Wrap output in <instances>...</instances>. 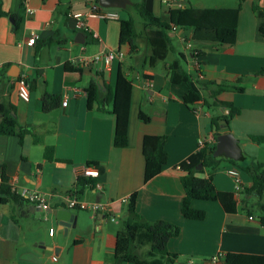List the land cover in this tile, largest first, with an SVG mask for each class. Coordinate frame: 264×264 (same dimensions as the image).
Returning a JSON list of instances; mask_svg holds the SVG:
<instances>
[{
  "label": "crops",
  "instance_id": "1",
  "mask_svg": "<svg viewBox=\"0 0 264 264\" xmlns=\"http://www.w3.org/2000/svg\"><path fill=\"white\" fill-rule=\"evenodd\" d=\"M0 3L10 13L0 15V120L8 110L20 126L30 130L21 140L17 135L0 134V171L17 193L21 195L25 189L38 192L51 209L41 210L27 200L0 203V264L111 263L116 232L123 227L127 199L134 191L136 210L145 220L162 219L180 227V233L167 242L168 250L178 254L176 264H220L211 260L217 253L264 254V226L256 213L241 209V203L236 211L227 212L218 201L194 200L192 205L205 211L203 219H188L180 213L184 194L180 176L185 173L180 162L197 152L200 139L215 143V133L209 126L210 110L203 100L186 105L172 93L166 80L168 62L181 53L182 66L198 86H203L204 95L210 87L207 83L242 86L240 92L223 90L217 94L220 100L240 109L226 131L237 138L240 159L264 162L259 151L264 150V142L249 138L252 134L264 135V72L260 71L264 67V39L258 35L259 20L253 11V5L261 6L264 0H241L233 44L194 42L191 27H174L168 45L163 40L145 42L138 38L131 53L127 45L119 47V12L99 7L96 12H113L116 16H96L94 0H23L19 33L13 29L11 14L21 12V0ZM237 3L186 0V4L197 7H233ZM168 11L159 0H153L155 15L167 19ZM76 13L85 22L81 28L76 27ZM77 32L82 34L76 38L80 42L75 40ZM32 34L37 37L29 43L27 38ZM186 41L198 50V56L192 57ZM104 49L120 50L123 58H115L107 69L99 62L82 63L83 57ZM194 60L200 63L199 78L193 72ZM119 63L132 80L128 144L124 147L112 144L114 116L108 110H98L95 104L88 108L84 95L92 79L98 86L111 87ZM22 75L28 81L35 80L33 89L27 82V100L18 93V78ZM44 91L60 96L58 105L49 111L42 109ZM65 98L67 104L63 106ZM145 134L165 135L167 154L161 171L147 181L143 178L141 151ZM47 146L52 147L53 159L44 156ZM87 162L97 164L98 176L82 174ZM249 163L220 159L212 177L216 188L233 192L234 181L227 170L237 166L243 189L236 200L241 201L244 188L250 185V176L242 168ZM202 174L206 175V169ZM80 180L89 183L80 187ZM72 194L87 202L98 199L105 208L94 213L66 207L65 198ZM252 195L246 198L250 201ZM61 207L76 215L74 226L56 219L53 209ZM52 227L54 232L50 234Z\"/></svg>",
  "mask_w": 264,
  "mask_h": 264
},
{
  "label": "trees",
  "instance_id": "2",
  "mask_svg": "<svg viewBox=\"0 0 264 264\" xmlns=\"http://www.w3.org/2000/svg\"><path fill=\"white\" fill-rule=\"evenodd\" d=\"M97 8V0H94ZM139 17L137 21L131 16L119 18V47L127 45V52L135 50V43L138 38L145 42L153 40H163L167 45L170 42L169 32L174 27H191V40L194 42H211L216 44H233L236 38L237 18L241 7V0H238L233 7H197L186 4L182 7H173L168 11L167 19H161L153 12V0H138L131 3ZM127 5L123 11L128 9ZM21 12L11 14L14 19L13 29L19 33L22 29L24 9L23 0L20 3ZM120 9V8H119ZM253 11L259 20L258 35L264 39V4L253 5ZM0 3V15H9ZM48 40L44 41L47 44ZM190 53L198 56L199 52L195 47H191ZM155 55H158L155 53ZM184 56L180 53L178 57L167 64L166 80L169 89L186 105L203 100L210 110L209 126L216 134L225 132L229 128L230 119L240 112V109L231 102L220 100L217 94L223 90L243 91V87L224 83H207L209 90L206 95L202 93L203 86H198L191 74L182 66ZM200 63H198L199 69ZM264 72V67L261 68ZM96 74L101 72L96 71ZM27 80V79H26ZM29 87L34 88L35 80L28 81ZM103 86L104 88H102ZM132 80L124 74L121 64H118L114 84L110 87L107 84L98 86L92 79L84 89L86 105L91 108L93 104L101 111L108 110L114 116V129L112 144L115 147H124L128 144V115L130 109V96ZM42 109L49 111L60 102V96L44 91L41 94ZM109 105V108H106ZM227 109L228 112H224ZM30 130L25 126H20L13 115L8 110L3 112L0 120V134L17 135L20 140ZM252 141L264 142V135L252 134L249 136ZM166 136L162 134H145L142 138L141 151L144 159L143 178L147 181L158 174L166 162L167 154L164 148ZM215 143L212 145L205 142L199 147L197 152L180 162V166L185 170L180 176V182L184 194L180 203V213L188 219H203L205 211L192 205L194 200L218 201L227 212H234L241 203V209L247 213H253L249 205V194L257 197L256 206L258 221L264 226V162L252 160L246 167H241L250 176V185L244 188L245 196L241 201H237L233 192L216 188L213 183V174L217 169L218 162L224 156H213ZM46 159H53L52 147L47 146L44 150ZM240 158V157H239ZM235 163L237 160L228 158ZM201 164L200 166H198ZM86 165L96 163L87 162ZM98 167V166H97ZM99 169V168H98ZM204 169L206 175L203 176ZM100 171V170H99ZM0 203L13 200L21 203L26 200L8 184L7 176L3 170L0 171ZM89 181H79L80 187ZM94 185L93 181H90ZM180 233V227L167 220L158 219L147 221L136 210V192H131L127 199L126 217L123 220V227L116 232L113 261L107 264H121L123 262L135 264H176L178 254L171 252L167 248L170 238ZM147 246L145 256L140 249ZM220 264H264V254L227 252Z\"/></svg>",
  "mask_w": 264,
  "mask_h": 264
},
{
  "label": "built area",
  "instance_id": "3",
  "mask_svg": "<svg viewBox=\"0 0 264 264\" xmlns=\"http://www.w3.org/2000/svg\"><path fill=\"white\" fill-rule=\"evenodd\" d=\"M159 2L160 4L164 5L168 9H171L173 7H182L186 5V0H159ZM95 9H97V5L94 6V11H93V13L96 16H100V17H115L116 16V14L113 12L101 13V12H96ZM27 11H30V9H28ZM74 16L77 18L76 27L77 28L83 27L85 25V22L82 18H80L81 14L76 13L74 14ZM36 37H37V34H32L30 37L27 38V41L29 43H33ZM185 45L188 49L191 50L192 45L189 41H186ZM123 55H124L123 52L120 50L104 49L92 55L83 57L82 63L85 65H90V64H96L99 62L103 68L107 69V68H110L111 63L115 58L121 59L123 58ZM191 55L193 57V54ZM198 63L199 62L197 60H194L193 72H195L197 74V77L199 78L201 76V71L200 69H198ZM191 78L193 79L192 75H191ZM18 93H19V96L24 100H27L29 97V87H28V83H27L25 75H22L18 78ZM61 104L65 106L67 104V98L62 100ZM213 139H214V135H213ZM204 143H205V140L203 138L200 139L198 142L199 147L203 146ZM99 172L100 171L98 167L95 165H85L82 169V174L88 177L98 176ZM227 172L233 178V181H234L233 196L235 199H238L243 189L239 169L237 166H231L230 168H228ZM21 195L27 201L34 203L41 210L48 211L49 203L38 192L25 189L23 190ZM64 204L66 207H69V208L86 209L94 213L97 211H102L103 208H105V204L100 201L87 202V201L79 200L74 194L67 196L65 198ZM249 218H251V216H249ZM53 232H54V228L52 227L49 229V233L52 234ZM222 256L223 255L221 253L214 254L213 256H211V260L213 262H217L220 260ZM53 259H56V257L53 256Z\"/></svg>",
  "mask_w": 264,
  "mask_h": 264
},
{
  "label": "water",
  "instance_id": "4",
  "mask_svg": "<svg viewBox=\"0 0 264 264\" xmlns=\"http://www.w3.org/2000/svg\"><path fill=\"white\" fill-rule=\"evenodd\" d=\"M97 4L99 7L105 8H120L124 9L127 5L131 4V0H97ZM12 20V19H11ZM82 36L80 32L76 33L75 40L80 42L81 40H77L76 38ZM12 75H16L12 74ZM99 79L100 84H102V79ZM241 148L238 144L237 138L230 131L221 132L216 134L215 137V148L213 151V156H224L233 160H237L240 157ZM199 164L198 166H200ZM97 201H99L97 199ZM51 209H48V211ZM55 212V217L58 221H67L72 223L74 226L76 223V215L65 207L55 208L53 209Z\"/></svg>",
  "mask_w": 264,
  "mask_h": 264
},
{
  "label": "rangeland",
  "instance_id": "5",
  "mask_svg": "<svg viewBox=\"0 0 264 264\" xmlns=\"http://www.w3.org/2000/svg\"><path fill=\"white\" fill-rule=\"evenodd\" d=\"M136 1V0H135ZM134 0H131V3L132 2H135ZM105 9H115V10H117L118 12H119V14H120V16L121 17H127L128 15H131L136 21H137V27L139 26V17H138V15H137V13H136V11H135V9H134V6L132 5V4H130L129 5V7H128V9L126 10V11H123V10H121V9H119V8H105ZM239 142L240 143H242V145H243V147H244V149L247 151V146L245 145V144H243V142H244V140L243 139H240L239 140ZM259 151H260V153H261V159H262V161L264 160V150L263 149H259ZM243 161H247V163H249V161H250V159L249 158H247V157H244V158H242V159H240V158H238L237 159V162L238 163H240L241 165H242V162ZM230 167V166H229ZM244 172H242V175L244 176ZM256 201H257V197H256V195H252L251 196V200L249 201V205L248 206H250V207H252V211L254 212V213H259V209L257 208V206H256ZM147 250V246H143L141 249H140V251H141V254L143 255V256H145V251Z\"/></svg>",
  "mask_w": 264,
  "mask_h": 264
}]
</instances>
